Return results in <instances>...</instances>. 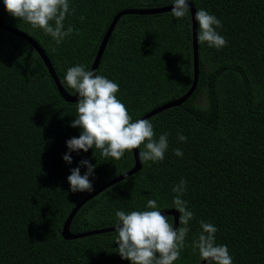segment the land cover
I'll return each mask as SVG.
<instances>
[{
  "label": "trees",
  "instance_id": "16d2710c",
  "mask_svg": "<svg viewBox=\"0 0 264 264\" xmlns=\"http://www.w3.org/2000/svg\"><path fill=\"white\" fill-rule=\"evenodd\" d=\"M69 3L75 14L66 16L65 30L71 25L79 34L74 31L60 44L11 16L3 0L0 21L33 39L62 87L74 93L61 81L70 67L83 64L89 70L114 15L168 7L172 0ZM188 3L194 12L202 8L221 21L216 31L227 43L221 49L200 44L195 20L197 73L187 96L189 12L183 19L171 10L122 14L104 43L94 71L119 85L116 96L133 121L145 115L157 140L168 133V149L162 162L139 160L138 170L82 203L69 221L70 233L112 229L75 238L61 236L62 223L89 192L70 191L71 169L79 166L83 175L82 159L95 165L89 177L94 191L132 167V151L120 160L103 157L95 147L69 152L66 141L82 131L70 126L79 98L64 101L32 46L0 28V264H130L115 244V212L147 210L149 199L160 211L172 208V189L181 179L187 181L182 199L194 218L174 264L199 262L191 243L202 231L201 220L218 229L215 243L227 246L233 264H264V0ZM180 97L179 104L149 113Z\"/></svg>",
  "mask_w": 264,
  "mask_h": 264
},
{
  "label": "clouds",
  "instance_id": "9594fccd",
  "mask_svg": "<svg viewBox=\"0 0 264 264\" xmlns=\"http://www.w3.org/2000/svg\"><path fill=\"white\" fill-rule=\"evenodd\" d=\"M3 6L11 16L30 24L34 29L43 30L56 44H60L74 31L79 34L71 25L65 30L63 22L66 16L75 14L69 0H3ZM172 6L171 15L176 19H183L189 12L188 0H172ZM195 20L198 23L197 41L200 44L206 43L217 49L226 46L225 38L216 31L222 27V23L215 15L201 8L195 12ZM61 83L79 96L76 102L77 115L70 126L79 127L82 131L78 138L66 141L69 152H88L95 147L103 157L120 160L126 151L141 149L143 145L139 151L142 164L164 160L168 149V133L161 134L157 140L149 120L133 121L125 104L116 96L119 92L117 83L96 71L87 70L83 64L68 68ZM177 137L182 142L187 140L181 133H177ZM173 152L178 157L183 156L180 149H174ZM63 159L68 164L72 163L69 154H65ZM80 166L86 167L87 171L81 175L79 166L71 169L67 177L70 191L90 193L93 185L89 177L94 174L95 165L82 159ZM186 188L187 181L181 179L172 189L176 194L172 208L179 213L178 228L173 227L168 216L162 214L153 199L147 201V210L115 212V244L118 245L121 259L130 261V264H174L180 259L190 231L189 221L194 218V213L188 210L187 201L182 199ZM200 227L202 231L191 243L199 259L206 261V264H233L227 246L215 243L218 229L203 220L200 221Z\"/></svg>",
  "mask_w": 264,
  "mask_h": 264
},
{
  "label": "water",
  "instance_id": "95a60500",
  "mask_svg": "<svg viewBox=\"0 0 264 264\" xmlns=\"http://www.w3.org/2000/svg\"><path fill=\"white\" fill-rule=\"evenodd\" d=\"M189 4V15H190V44H191V56H192V79H191V83L190 86L188 88V90L186 91V93L183 95L187 96L194 88L195 86V81H196V24H195V12L193 7L191 6L190 3ZM172 5L168 6V7H162L160 9H154V10H142V9H125L120 11L119 13H117L116 15H114V17L111 19V21L109 22L108 26L106 27L103 36L100 40V43L98 44V47L96 49L95 55H94V60L92 61L89 70L94 71L98 58L102 52V48L104 46V43L110 33V31L112 30L117 18L122 15V14H126V13H153V12H161V11H168V10H172ZM0 28L12 33L13 35H16L18 37H21L22 39H24L25 41H27L32 48L36 51V53L38 54V56L40 57V59L42 60V62L45 65V68L47 69L50 77L52 78L56 89L59 93V95L61 96V98L64 101L67 102H73L75 100H77L79 98L78 94L76 92L74 93H68L60 84V82L58 81V78L56 77V74H54L52 66L48 60V58L45 56V54L43 53V51L39 48V46L36 44V42L31 39L28 35H26L24 32L18 31L14 28H11L7 25H5L3 22L0 21ZM183 97H180L178 99L175 100H171V101H167L164 104L158 106L157 108L153 109L152 111H150L149 113H154L157 112L161 109H164L168 106H172V105H177L179 104L182 100ZM145 115L142 116L139 119H144ZM136 119V120H139ZM135 120V121H136ZM132 155H133V165L131 168H129L127 171L119 174L118 176H115L113 179L108 180L105 184H103L102 186H100L98 189L90 192L89 194H87L85 197H83L80 201H78V203H76V205L69 211V213L67 214V216L65 217L63 223H62V227H61V231L60 234L63 238H75V237H79V236H83V235H88V234H94V233H98V232H104L107 230H110L112 228H100V229H95V230H89V231H85V232H77V233H70L68 230V225H69V221L72 218V216L74 215L75 211L77 210V208L84 203L87 199H89L90 197H92L93 195H95L97 192L101 191L102 189L108 187L109 185L123 179L124 177L134 173L136 170L139 169L140 167V163H139V159H138V153H137V149H133L132 150ZM163 215L166 216H170L172 218V224L173 227L176 228L177 222H178V213L175 209L173 208H169V209H165V210H161ZM206 261H201L199 260V262L197 264H203Z\"/></svg>",
  "mask_w": 264,
  "mask_h": 264
}]
</instances>
